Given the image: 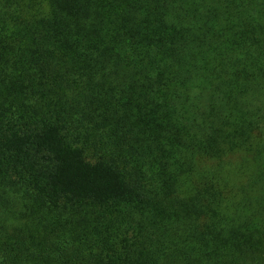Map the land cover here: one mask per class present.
Segmentation results:
<instances>
[{
  "label": "trees",
  "instance_id": "obj_1",
  "mask_svg": "<svg viewBox=\"0 0 264 264\" xmlns=\"http://www.w3.org/2000/svg\"><path fill=\"white\" fill-rule=\"evenodd\" d=\"M0 264H264V0H0Z\"/></svg>",
  "mask_w": 264,
  "mask_h": 264
},
{
  "label": "rangeland",
  "instance_id": "obj_2",
  "mask_svg": "<svg viewBox=\"0 0 264 264\" xmlns=\"http://www.w3.org/2000/svg\"><path fill=\"white\" fill-rule=\"evenodd\" d=\"M238 160V157L234 156L230 158L225 165L224 174L229 177L230 181H235L239 178L244 180V177H242L237 170Z\"/></svg>",
  "mask_w": 264,
  "mask_h": 264
}]
</instances>
